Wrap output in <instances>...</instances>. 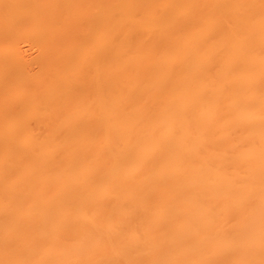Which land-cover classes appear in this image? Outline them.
Masks as SVG:
<instances>
[{
    "label": "bare ground",
    "instance_id": "6f19581e",
    "mask_svg": "<svg viewBox=\"0 0 264 264\" xmlns=\"http://www.w3.org/2000/svg\"><path fill=\"white\" fill-rule=\"evenodd\" d=\"M0 264H264V0H0Z\"/></svg>",
    "mask_w": 264,
    "mask_h": 264
}]
</instances>
